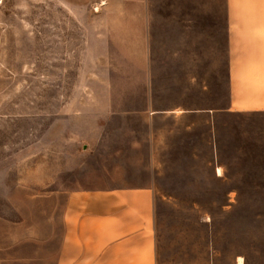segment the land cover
<instances>
[{
  "label": "rangeland",
  "instance_id": "obj_1",
  "mask_svg": "<svg viewBox=\"0 0 264 264\" xmlns=\"http://www.w3.org/2000/svg\"><path fill=\"white\" fill-rule=\"evenodd\" d=\"M74 10L0 0V264L56 253L70 190L138 184L154 190L158 264H264V112L223 110L225 0H149L157 102L216 110V142L201 116L154 156L146 141L123 145L143 137L140 120L131 137L109 120L82 149L79 119L63 118L84 58L61 47L58 15Z\"/></svg>",
  "mask_w": 264,
  "mask_h": 264
},
{
  "label": "crops",
  "instance_id": "obj_2",
  "mask_svg": "<svg viewBox=\"0 0 264 264\" xmlns=\"http://www.w3.org/2000/svg\"><path fill=\"white\" fill-rule=\"evenodd\" d=\"M58 3L75 8L74 13L58 15L61 47L84 58L79 94L71 100L76 104L63 117L79 119L73 133L82 149L87 146L84 134H91L90 147L94 146L109 120L123 137H131L132 121L140 120L146 126L144 139L131 138L123 145L146 141L153 156L154 146H168L169 136L199 126L201 116L209 125L210 141L216 142L215 109L157 102L149 0ZM225 13L228 104L223 110L264 112V0H225ZM155 215V194L148 185L70 190L56 253L40 260H45L42 264H158ZM22 259L25 264L33 260Z\"/></svg>",
  "mask_w": 264,
  "mask_h": 264
},
{
  "label": "bare ground",
  "instance_id": "obj_3",
  "mask_svg": "<svg viewBox=\"0 0 264 264\" xmlns=\"http://www.w3.org/2000/svg\"><path fill=\"white\" fill-rule=\"evenodd\" d=\"M219 169V168H218ZM238 261L240 262V263H242L243 261H244V258L243 257H239L238 258Z\"/></svg>",
  "mask_w": 264,
  "mask_h": 264
}]
</instances>
